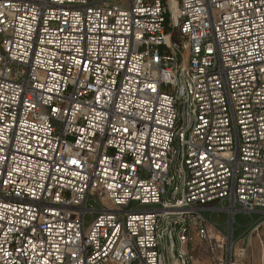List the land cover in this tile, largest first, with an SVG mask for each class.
<instances>
[{
	"label": "built area",
	"instance_id": "1",
	"mask_svg": "<svg viewBox=\"0 0 264 264\" xmlns=\"http://www.w3.org/2000/svg\"><path fill=\"white\" fill-rule=\"evenodd\" d=\"M217 202L264 214V0H0V264H194Z\"/></svg>",
	"mask_w": 264,
	"mask_h": 264
},
{
	"label": "rangeland",
	"instance_id": "2",
	"mask_svg": "<svg viewBox=\"0 0 264 264\" xmlns=\"http://www.w3.org/2000/svg\"><path fill=\"white\" fill-rule=\"evenodd\" d=\"M167 2V1H166ZM126 4V3H125ZM171 32V29H167ZM133 207V206H132ZM209 221L224 235L234 237V248L225 247L220 258L214 264H264V214H247L239 212L234 216L228 211H218L208 216ZM211 218V219H210ZM92 216H87V222ZM244 243V246H243ZM207 255V254H206ZM210 255V254H209Z\"/></svg>",
	"mask_w": 264,
	"mask_h": 264
},
{
	"label": "crops",
	"instance_id": "3",
	"mask_svg": "<svg viewBox=\"0 0 264 264\" xmlns=\"http://www.w3.org/2000/svg\"><path fill=\"white\" fill-rule=\"evenodd\" d=\"M227 207H228L227 202H217V203L211 204L209 206V208L204 211V216L208 219L209 218L208 216L210 214L213 215V213L218 212L220 210H223L224 208H227ZM214 209H216V210H214ZM212 236L216 239V241H220L221 238H223L224 236L227 237L228 235L222 234L221 232H219L217 230V227H216V230H212ZM232 238L234 241V237H232ZM234 242H237V241H234ZM237 244H239V243L237 242ZM243 246H244V243H243ZM187 247L192 252V254L194 255V264H214L213 260L216 257L220 258L221 254L223 256V254H224L223 251L226 250L225 248H223L222 250L217 251L214 254V256H215L214 257L213 253L212 254L210 253L208 246L206 244L202 243L199 239H197V237H194L193 240L190 242V244L188 246H186V248ZM166 256L169 257L170 254L168 252H166Z\"/></svg>",
	"mask_w": 264,
	"mask_h": 264
}]
</instances>
